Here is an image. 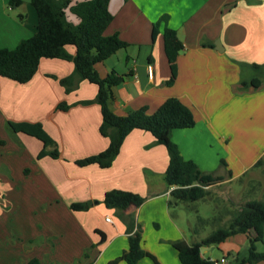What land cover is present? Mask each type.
Wrapping results in <instances>:
<instances>
[{
    "label": "crops",
    "instance_id": "0c3cea01",
    "mask_svg": "<svg viewBox=\"0 0 264 264\" xmlns=\"http://www.w3.org/2000/svg\"><path fill=\"white\" fill-rule=\"evenodd\" d=\"M9 2L0 0V50L15 48L38 24L29 0L18 7ZM110 9L114 19L105 35L118 34L129 44L96 66L101 77L116 71L124 79L113 88L111 109L123 116L146 107L153 114L176 97L196 121L193 128L172 135L186 160L225 177L223 184L263 166L257 162L264 159V74L250 65H264V0H112ZM164 14L185 46L171 86L166 85L171 69L163 26L152 40L153 25ZM67 50L73 55L76 51L73 46ZM74 72L72 61L43 58L25 84L0 76V139L5 140L0 144V264H26L33 258L45 264H107L117 258L129 244L127 224L103 202L114 189L150 197L141 207H129L124 217L136 216L143 228V247L160 264H182L170 241L192 244L208 235H200L184 211L169 205L172 189L164 181L169 154L151 133L131 132L109 168L76 164L106 150L110 139L100 133L101 106L81 103L94 101L98 87L80 81L67 93L60 84ZM254 78L261 81L260 87L241 89L243 81ZM63 102L71 108L59 110ZM7 121L42 124L57 142L60 157L38 159L43 143L24 133L11 134ZM250 148L256 150L252 157L247 155ZM87 201L93 202L88 211L71 209L73 203ZM97 230L105 234L103 243ZM256 247L264 251V243ZM249 248V237L238 234L219 245L203 246L202 253L233 264L237 257H246L242 252ZM138 264L154 262L144 258Z\"/></svg>",
    "mask_w": 264,
    "mask_h": 264
},
{
    "label": "trees",
    "instance_id": "16d2710c",
    "mask_svg": "<svg viewBox=\"0 0 264 264\" xmlns=\"http://www.w3.org/2000/svg\"><path fill=\"white\" fill-rule=\"evenodd\" d=\"M112 0H29L38 14L36 32L29 38L22 40L13 48L0 50V76L17 83L25 84L36 74L43 58L62 59L72 61L75 65L73 75L59 80L60 84L69 93L80 81H88L98 87L94 101H83L82 104L98 103L101 106L102 123L100 133L110 139L106 150L76 161L80 167L99 165L109 168L119 156L125 139L134 130H143L151 133L156 145L164 146L169 154V164L164 173V181L172 189L169 205L197 202L206 199L210 188L226 180L225 177L213 172L203 171L193 160H186L178 145L172 140L173 132L177 129L193 128L196 124L192 110L178 98H168L159 109L148 114V109L142 107L127 115H118L110 107L113 99V88L123 82V77L112 71L106 77H101L96 66L115 55L119 50L126 49L129 44L123 41L118 34L105 35V31L114 19L110 9ZM127 1V0H125ZM23 0H10L12 7L22 5ZM169 15H162L153 25L152 40H156L160 27H164L165 53L167 55L171 76L166 85L175 83L178 76L177 59L185 49L179 39L177 31L168 26ZM68 46L75 47V54H71ZM252 70L264 74V65H250ZM261 81L254 78L243 81L242 90L251 87L258 88ZM67 111L71 108L66 102L57 107ZM7 130L17 135L24 133L39 139L43 150L38 159L49 156L53 159L60 157L57 142L49 136L40 123H26L7 121ZM0 144L5 140L0 139ZM259 160L257 164H261ZM221 166L227 163L221 160ZM231 174V173H230ZM146 197L126 190L114 189L104 196V204L109 209H115L120 218L127 224L128 248L117 258L107 264H138L144 258H150L154 264H160L157 257L143 248V228L134 217L127 220L125 211L131 207H141ZM93 206L92 201L73 203V211H88ZM228 226L213 231L205 240L198 243H188L178 239L170 241L176 249L182 264H216L218 260L204 257L202 247L219 245L228 238L245 234L249 237L250 248L246 257H237L233 264H257L264 261V251L257 250L256 244L264 243V200L249 201L230 218ZM101 243L105 241V234L99 230ZM88 256V251L84 254ZM26 264H45L39 258H33Z\"/></svg>",
    "mask_w": 264,
    "mask_h": 264
},
{
    "label": "rangeland",
    "instance_id": "374dc122",
    "mask_svg": "<svg viewBox=\"0 0 264 264\" xmlns=\"http://www.w3.org/2000/svg\"><path fill=\"white\" fill-rule=\"evenodd\" d=\"M14 10L17 13V9ZM255 151L256 150L253 148H250L247 152L248 157L255 155ZM263 162L264 159L262 163ZM261 167H257L255 171L252 170L250 176L248 177H243L233 183L223 184L222 182L219 185L211 187V194L204 200L190 202L187 204L181 203L179 205L180 208H178L177 205H174V208H177V212H185V219L194 226V229L200 235L209 236L216 229L228 226L231 221L230 218L232 217V214L247 202L253 200H264V167L262 170L260 169ZM146 198L148 200L150 197ZM204 201H207V203ZM225 209L227 212H225ZM134 218L136 219V216H134ZM111 225L113 226L114 224L111 223ZM151 227L155 229L152 224ZM163 232H165V229ZM150 246L153 251H158L152 241ZM152 254L154 253L152 252ZM248 254L249 251L247 250L242 252L243 256ZM162 255V257H164V254Z\"/></svg>",
    "mask_w": 264,
    "mask_h": 264
},
{
    "label": "built area",
    "instance_id": "2783aa9c",
    "mask_svg": "<svg viewBox=\"0 0 264 264\" xmlns=\"http://www.w3.org/2000/svg\"><path fill=\"white\" fill-rule=\"evenodd\" d=\"M148 74H149L150 77L153 76V69H152V66H149V67H148ZM107 220H108V221H111V218L108 217ZM216 264H228V263H227L226 261H218Z\"/></svg>",
    "mask_w": 264,
    "mask_h": 264
}]
</instances>
